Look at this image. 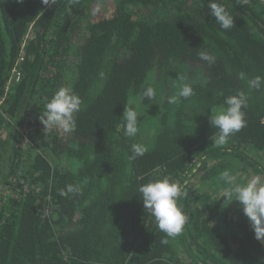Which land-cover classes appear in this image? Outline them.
I'll return each mask as SVG.
<instances>
[{"label":"trees","instance_id":"16d2710c","mask_svg":"<svg viewBox=\"0 0 264 264\" xmlns=\"http://www.w3.org/2000/svg\"><path fill=\"white\" fill-rule=\"evenodd\" d=\"M44 2L0 0V264H264L247 217L221 219L195 187L242 166L264 177L256 159L264 160V85L247 84L264 77V0H218L235 18L230 30L215 22L209 0H112L107 13L103 0ZM32 29L21 80L7 89ZM178 75L195 81V94L165 103ZM146 85L156 100L136 104ZM62 86L84 102L66 141L39 121ZM239 91L248 96L246 126L216 147L208 118ZM124 107L139 113L136 137L124 135ZM133 143L148 151L131 159ZM165 177L188 193L179 200L188 221L175 238L138 191ZM69 184L82 192L62 196Z\"/></svg>","mask_w":264,"mask_h":264},{"label":"clouds","instance_id":"9594fccd","mask_svg":"<svg viewBox=\"0 0 264 264\" xmlns=\"http://www.w3.org/2000/svg\"><path fill=\"white\" fill-rule=\"evenodd\" d=\"M23 2V0H18ZM45 5L47 3L42 0ZM211 16L223 30H230L235 27V18L229 13L226 7L218 0H209L207 5ZM199 58L208 65L216 62V56L206 51L199 53ZM105 74L100 73L103 80ZM240 79H245V74L240 73ZM180 81L176 94L172 97H164L165 103H176L179 99H187L195 94L193 83L188 82L184 75H178ZM248 88L260 90L264 85V77L256 76L248 79ZM157 90L151 85H146L136 98V104H143V101L154 102L157 98ZM248 96L245 92L239 91L236 95L228 96L224 104L211 113L209 123L212 128L218 131L211 136V141L216 147H223L228 143L230 136L241 131L246 126V113ZM84 102L71 87H60L46 103L44 111L39 116L44 131L53 129L61 130L69 134L76 129L77 114L82 111ZM140 116L135 107H124L122 119L124 124V135L129 138L136 137L139 131ZM133 155L131 159L143 156L148 148L146 145L133 143L131 145ZM220 179L225 181L228 187L225 189L224 201H236L242 208L249 225L254 232L255 239L264 243V177L253 176L247 183H239L236 176L229 170L220 173ZM142 196V203L146 213L152 216L159 230L169 238L179 236L188 221L187 215L179 206V200L186 197L188 193L175 181L169 178L152 179L138 189ZM82 192L79 184L66 185V191L61 190L62 196L68 194L78 195ZM167 241L165 240L164 243Z\"/></svg>","mask_w":264,"mask_h":264},{"label":"rangeland","instance_id":"374dc122","mask_svg":"<svg viewBox=\"0 0 264 264\" xmlns=\"http://www.w3.org/2000/svg\"><path fill=\"white\" fill-rule=\"evenodd\" d=\"M108 1H110V3H112V0H103V2L100 4L101 12H103V13L108 12V9H109ZM33 32H34V30L32 29L31 35H33L32 34ZM57 131H58L60 137L63 139V141H66L67 139L71 138L70 133L65 134L61 130H57ZM21 138L23 139V143H24L23 152L26 153V152H28V148L25 147L26 146L25 144H28L29 142L25 143L24 138L22 136H21ZM256 159H258L257 161L259 163L264 164V160L262 158H260L259 156H256ZM242 167L238 168L239 170L234 172V175L236 176V180L239 183H242L243 181H244V183H247L248 180H250L253 176H256V174L251 173L253 171L251 169V167H247L245 171L240 170ZM195 187L199 191L208 194L209 195L208 196L209 201L216 203L217 209L220 210L221 219L229 218V221H231L232 224H238L239 222L241 223V220H242L241 214L244 218H246V216L244 215L242 208L238 202H236V201L231 202L230 200L224 201L225 189L228 187V185L225 181L220 179V180L215 181L211 184L210 183L207 184L204 182L201 183V181L198 179L197 181H195ZM2 191H3V188H2V186H0V193H2Z\"/></svg>","mask_w":264,"mask_h":264},{"label":"built area","instance_id":"2783aa9c","mask_svg":"<svg viewBox=\"0 0 264 264\" xmlns=\"http://www.w3.org/2000/svg\"><path fill=\"white\" fill-rule=\"evenodd\" d=\"M31 31L32 30L29 31L30 33H28L26 35V37L22 43V50L20 53V58L18 60V63L16 64V66L12 70L11 76L7 82V89H9V87H11L13 84L20 82V80H21V73H20L19 66L24 61V52H25L26 44L33 37V35H31ZM31 130H32V128L30 127L29 124H25L21 128L22 137L24 138L26 143L29 142L27 137H28L29 133L31 132Z\"/></svg>","mask_w":264,"mask_h":264}]
</instances>
